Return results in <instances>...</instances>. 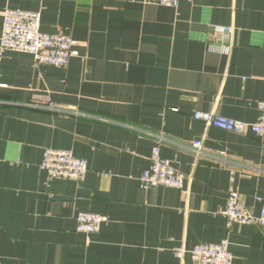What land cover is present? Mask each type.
<instances>
[{"label": "crops", "instance_id": "crops-1", "mask_svg": "<svg viewBox=\"0 0 264 264\" xmlns=\"http://www.w3.org/2000/svg\"><path fill=\"white\" fill-rule=\"evenodd\" d=\"M7 8L39 11L75 53L66 67L0 55V264H194L195 245L225 239L233 264H264V226L229 227L223 213L235 190L260 215L264 133L194 118L256 120L264 0H0V38ZM216 25L234 28L228 42ZM156 145L181 188L142 186ZM48 148L85 159V178L49 177ZM80 212L107 220L81 232Z\"/></svg>", "mask_w": 264, "mask_h": 264}, {"label": "built area", "instance_id": "built-area-1", "mask_svg": "<svg viewBox=\"0 0 264 264\" xmlns=\"http://www.w3.org/2000/svg\"><path fill=\"white\" fill-rule=\"evenodd\" d=\"M166 6H176L179 0H150ZM215 32L224 42H228L234 28L216 25ZM75 41L65 33H45L41 30V13L22 9L7 8L3 13V28L0 38V55L7 50L25 52L33 55L35 65L42 67L53 65L66 67L74 55ZM224 45V44H223ZM229 48V46H225ZM258 116L256 120L247 122L232 119L215 111H195L194 118L203 121L207 126H215L239 134L250 132L257 135L264 133V100L257 102ZM193 149L202 150V142L194 141ZM41 167L51 178L82 180L85 178L88 165L85 159L76 157L71 151L48 148L44 151ZM141 184L145 188L166 186L181 188L184 175L174 168L171 161L161 156L160 146L152 149L150 165L141 175ZM227 225L234 223L257 224L264 226V207L260 215H253L245 206L238 191L231 190L226 208L223 211ZM106 216L80 212L77 215V229L85 233H97ZM191 258L194 264H233L234 255L227 239L218 243H199L193 247ZM185 249L177 250V256L183 259Z\"/></svg>", "mask_w": 264, "mask_h": 264}]
</instances>
